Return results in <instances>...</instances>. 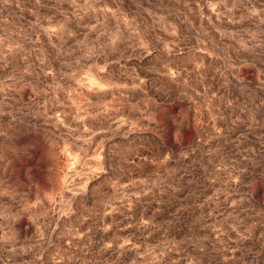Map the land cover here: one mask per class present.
<instances>
[{
  "label": "rangeland",
  "instance_id": "rangeland-1",
  "mask_svg": "<svg viewBox=\"0 0 264 264\" xmlns=\"http://www.w3.org/2000/svg\"><path fill=\"white\" fill-rule=\"evenodd\" d=\"M0 264H264V0H0Z\"/></svg>",
  "mask_w": 264,
  "mask_h": 264
}]
</instances>
